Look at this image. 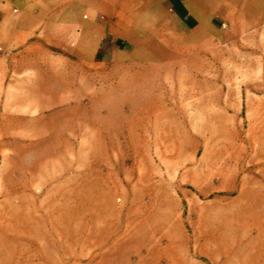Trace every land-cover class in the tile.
<instances>
[{"label":"rangeland","instance_id":"obj_1","mask_svg":"<svg viewBox=\"0 0 264 264\" xmlns=\"http://www.w3.org/2000/svg\"><path fill=\"white\" fill-rule=\"evenodd\" d=\"M225 14L0 129V264H264V18Z\"/></svg>","mask_w":264,"mask_h":264},{"label":"crops","instance_id":"obj_2","mask_svg":"<svg viewBox=\"0 0 264 264\" xmlns=\"http://www.w3.org/2000/svg\"><path fill=\"white\" fill-rule=\"evenodd\" d=\"M230 10L264 18V0H0V129L49 130L76 99V68L144 62L177 24L203 33Z\"/></svg>","mask_w":264,"mask_h":264}]
</instances>
